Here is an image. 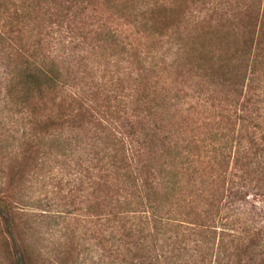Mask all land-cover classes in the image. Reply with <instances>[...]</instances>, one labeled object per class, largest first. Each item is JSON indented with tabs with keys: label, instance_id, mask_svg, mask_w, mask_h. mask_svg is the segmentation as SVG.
<instances>
[{
	"label": "trees",
	"instance_id": "trees-1",
	"mask_svg": "<svg viewBox=\"0 0 264 264\" xmlns=\"http://www.w3.org/2000/svg\"><path fill=\"white\" fill-rule=\"evenodd\" d=\"M241 1L141 31L175 2L0 0V264L42 261L46 211L2 186L44 168L127 264H264V0Z\"/></svg>",
	"mask_w": 264,
	"mask_h": 264
},
{
	"label": "rangeland",
	"instance_id": "rangeland-1",
	"mask_svg": "<svg viewBox=\"0 0 264 264\" xmlns=\"http://www.w3.org/2000/svg\"><path fill=\"white\" fill-rule=\"evenodd\" d=\"M143 2L142 7L151 4V0H137L138 5ZM175 2L174 9L167 11L161 9L160 4L156 9L154 19L150 20V14L142 15L141 24L139 26L141 31H144L148 23L157 31L164 29V26L176 22L180 24L179 27L185 25H192L197 20L199 21L202 14L209 12L214 5L216 6V19H223L229 9L235 11L237 6L242 3L241 0L235 3V0H173ZM161 2V1H160ZM20 4V3H19ZM11 9V7H9ZM10 11L13 14V9ZM15 10V9H14ZM230 10V11H231ZM185 12V15L182 13ZM19 15V14H18ZM18 17V16H17ZM19 20V18L17 19ZM14 21H16L14 19ZM150 21V22H149ZM141 33L137 34L139 37ZM177 32H175V37ZM143 44L148 43L145 36H141ZM158 37V36H155ZM151 39V38H149ZM110 75V74H109ZM184 79L185 74L179 73L175 78ZM189 84L193 81L187 80ZM100 92V90L98 91ZM192 93V90H190ZM103 95L95 99V104L101 103ZM188 105H196L195 101H190ZM63 109L66 104H62ZM61 111V108H59ZM61 126L74 125L75 119L70 116L60 117L57 120ZM80 123L76 120L75 124ZM70 178L66 176H58L56 172H44L37 176V179H32L26 183H13L4 184L3 191H7L12 195L17 193V196L23 198L25 203L34 205L39 203L46 211L47 217L41 220L43 223L36 226V222L30 223L33 227L36 237V243L42 247L41 260L39 264H127L126 255L122 245L117 247L113 241H106L107 235L112 229L110 223L100 225L93 219L84 214V210L80 207L79 197L77 194L76 181L68 182ZM254 184V183H253ZM250 184L247 186L248 195L250 199L256 198L257 203L262 209L263 222L258 223L259 228L264 232V192L257 195L255 194L256 188H252ZM76 191V193H75ZM38 200V202H36ZM33 207V206H32ZM37 214L40 212L36 210ZM33 212H28L25 217L32 220L31 215ZM65 213V215H64ZM50 217V218H48ZM35 218V217H34ZM105 227V229H104Z\"/></svg>",
	"mask_w": 264,
	"mask_h": 264
}]
</instances>
